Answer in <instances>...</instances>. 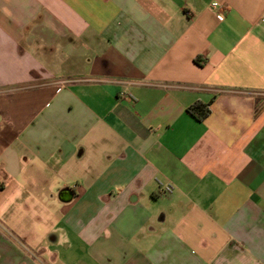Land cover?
<instances>
[{"label": "crops", "instance_id": "1", "mask_svg": "<svg viewBox=\"0 0 264 264\" xmlns=\"http://www.w3.org/2000/svg\"><path fill=\"white\" fill-rule=\"evenodd\" d=\"M263 12L0 0V264H264Z\"/></svg>", "mask_w": 264, "mask_h": 264}, {"label": "trees", "instance_id": "2", "mask_svg": "<svg viewBox=\"0 0 264 264\" xmlns=\"http://www.w3.org/2000/svg\"><path fill=\"white\" fill-rule=\"evenodd\" d=\"M187 111L191 114L196 120L201 121L204 119L209 113V104L204 103H194L187 107Z\"/></svg>", "mask_w": 264, "mask_h": 264}, {"label": "built area", "instance_id": "3", "mask_svg": "<svg viewBox=\"0 0 264 264\" xmlns=\"http://www.w3.org/2000/svg\"><path fill=\"white\" fill-rule=\"evenodd\" d=\"M214 5H216V3H214ZM262 18L264 19V12H263Z\"/></svg>", "mask_w": 264, "mask_h": 264}]
</instances>
